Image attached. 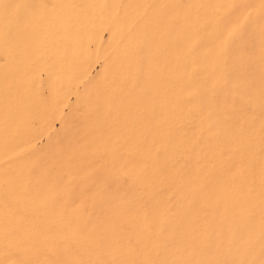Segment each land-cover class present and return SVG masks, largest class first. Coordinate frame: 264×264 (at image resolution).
<instances>
[{"label": "rangeland", "instance_id": "1", "mask_svg": "<svg viewBox=\"0 0 264 264\" xmlns=\"http://www.w3.org/2000/svg\"><path fill=\"white\" fill-rule=\"evenodd\" d=\"M0 264H264V0H0Z\"/></svg>", "mask_w": 264, "mask_h": 264}]
</instances>
